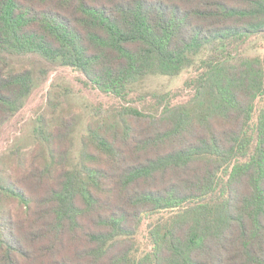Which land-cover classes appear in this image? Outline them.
Here are the masks:
<instances>
[{"label":"trees","instance_id":"16d2710c","mask_svg":"<svg viewBox=\"0 0 264 264\" xmlns=\"http://www.w3.org/2000/svg\"><path fill=\"white\" fill-rule=\"evenodd\" d=\"M258 37L264 0H0V123L33 81L5 73L6 54L70 66L124 101L93 107L74 165L60 116L0 177V264H264ZM193 66L186 99H129L148 75Z\"/></svg>","mask_w":264,"mask_h":264},{"label":"rangeland","instance_id":"374dc122","mask_svg":"<svg viewBox=\"0 0 264 264\" xmlns=\"http://www.w3.org/2000/svg\"><path fill=\"white\" fill-rule=\"evenodd\" d=\"M248 48L264 54V37L253 38ZM22 69L32 73V87L18 109L0 123V177L15 175L41 142L42 125L54 126L60 116L72 122L70 151L66 163L74 165L79 158L82 137L93 119V107L110 108L124 103L112 94L102 93L76 69L46 60L37 54H6L5 73ZM195 66L185 68L174 76L154 74L135 84L129 95L138 107L149 102L153 95L169 94L174 101L186 99L190 87L185 84L195 74ZM12 213L15 209L11 208ZM145 226L136 239L144 246Z\"/></svg>","mask_w":264,"mask_h":264}]
</instances>
